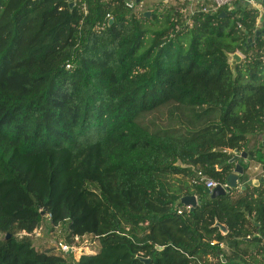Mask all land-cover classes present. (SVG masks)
Wrapping results in <instances>:
<instances>
[{"label": "trees", "instance_id": "16d2710c", "mask_svg": "<svg viewBox=\"0 0 264 264\" xmlns=\"http://www.w3.org/2000/svg\"><path fill=\"white\" fill-rule=\"evenodd\" d=\"M86 1L0 0V264H264V181L216 198L193 182L226 184L243 152L264 169L259 10ZM168 104L197 126L141 119ZM48 215L99 244L37 247Z\"/></svg>", "mask_w": 264, "mask_h": 264}, {"label": "rangeland", "instance_id": "374dc122", "mask_svg": "<svg viewBox=\"0 0 264 264\" xmlns=\"http://www.w3.org/2000/svg\"><path fill=\"white\" fill-rule=\"evenodd\" d=\"M160 1H164L168 6L181 5L182 11L186 15L191 14V9H196L195 6L191 8V0H141L140 3H137L135 9L132 12L136 14L149 12L150 14V9ZM236 52L240 53V55L243 57V53L241 51ZM141 119L153 129H164L170 127H173V129H181L183 124H187L189 126V120L192 119V115L188 111L184 110L183 107L174 104H168L151 112L143 114ZM190 126L196 127L197 125L190 124ZM262 140H264V137L262 136H253L249 147L257 146ZM175 177L184 179L182 175ZM249 178L250 175H245L242 182L247 183ZM65 229L66 228L63 226H53L50 221V215H48L47 219L41 225V227H39L29 235L32 236L33 242L37 247L43 248L47 245L53 244L58 246V243L60 241L66 243L67 232ZM98 244V241H95L94 238L88 236L84 238L79 245H73L72 255L74 256V258L78 259L83 252H92L91 249Z\"/></svg>", "mask_w": 264, "mask_h": 264}, {"label": "built area", "instance_id": "2783aa9c", "mask_svg": "<svg viewBox=\"0 0 264 264\" xmlns=\"http://www.w3.org/2000/svg\"><path fill=\"white\" fill-rule=\"evenodd\" d=\"M191 1H192L191 8L193 6L196 7V9H191V13H194L195 11L198 10V11L211 13V14L218 12L220 9L224 7L233 8L234 4L237 2H248L251 4L256 3V0H191ZM69 2H72L73 6L79 5L83 10L87 11V1L86 0H70ZM136 5H137L136 0H126V6L128 8L135 9ZM107 16L112 19L110 14H108ZM259 22H260V19H259ZM196 171H197V177L193 181L194 183L203 184L207 189H213L217 185H219L217 181H215L212 178H208L201 170H196ZM226 185L227 183L222 186H226ZM75 240L78 241L79 237L76 236ZM57 247L62 252H72L73 251V246H70L67 242L65 243V242L60 241Z\"/></svg>", "mask_w": 264, "mask_h": 264}, {"label": "water", "instance_id": "95a60500", "mask_svg": "<svg viewBox=\"0 0 264 264\" xmlns=\"http://www.w3.org/2000/svg\"><path fill=\"white\" fill-rule=\"evenodd\" d=\"M70 1V0H69ZM259 2L264 3L263 0H257ZM141 0H136V3H140ZM70 6H73V3L70 2ZM146 15H149V12H145ZM229 57L231 58L230 63L231 65H235L236 63H239L242 61V56L240 55V53L238 52H234V53H230ZM247 158V152H243L241 154H238L234 157L233 161H238L236 163V167L234 172L229 175L228 181H227V185L226 186H222L221 184L217 185L215 188L213 189H207V192L209 194H211V196L213 198H216L220 195H224L227 194L228 192H230L232 189H235L238 187V182H239V178L241 175L244 174V166L242 164L243 160H245ZM264 181V177L261 178L260 180H254V181H248L247 183H259ZM180 202L182 205H184L185 207H188L189 209H194L195 207L198 206V198L196 195L191 194V195H185L183 197H181ZM220 229L226 233L227 232V228L223 225V224H218ZM143 260L145 262H149L150 259L149 258H143Z\"/></svg>", "mask_w": 264, "mask_h": 264}, {"label": "crops", "instance_id": "0c3cea01", "mask_svg": "<svg viewBox=\"0 0 264 264\" xmlns=\"http://www.w3.org/2000/svg\"><path fill=\"white\" fill-rule=\"evenodd\" d=\"M248 4H250L252 7L257 8L260 12V18H259L260 22L257 23V26H256L257 28L260 29L262 27V22L264 21V6H263L264 3L256 0L255 4H251V3H248ZM230 60H231V58H230ZM262 137H264V136H262ZM243 161H244V163L248 164V169L245 170L244 174H243V176L250 175V178L248 181L258 180V177H260V176H261V178L264 177V169L259 164H256L254 162H250L249 158H246ZM237 162L238 161H236V163ZM245 184H247V183H243L242 180H240V178H239L238 187L236 189H238V190L242 189L245 186ZM254 184H258V183H254ZM222 247H225V245L222 244Z\"/></svg>", "mask_w": 264, "mask_h": 264}]
</instances>
